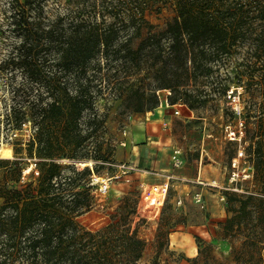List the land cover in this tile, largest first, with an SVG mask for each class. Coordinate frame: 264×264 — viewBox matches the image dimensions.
Segmentation results:
<instances>
[{
  "label": "trees",
  "instance_id": "16d2710c",
  "mask_svg": "<svg viewBox=\"0 0 264 264\" xmlns=\"http://www.w3.org/2000/svg\"><path fill=\"white\" fill-rule=\"evenodd\" d=\"M165 9L171 16L163 26L146 19ZM0 29L13 37V70L25 80V104L11 107L7 123L20 128L27 120L32 128L13 158H0V264H222L208 243L192 257L168 249V235L185 217L167 204L157 220L156 253L142 262L137 190L122 195L100 228L77 218L96 205L95 161L112 155L103 135L107 112L96 107L107 88L146 113L160 103L158 90L187 93L181 77H211L222 95L236 85L252 178L264 184V0H0ZM110 75L128 83L103 85ZM180 100L168 102L186 105ZM23 149L33 159L26 174ZM87 160L94 166L78 168ZM231 199L238 207L218 231L244 234L232 247L233 262L264 263V197Z\"/></svg>",
  "mask_w": 264,
  "mask_h": 264
},
{
  "label": "rangeland",
  "instance_id": "374dc122",
  "mask_svg": "<svg viewBox=\"0 0 264 264\" xmlns=\"http://www.w3.org/2000/svg\"><path fill=\"white\" fill-rule=\"evenodd\" d=\"M170 16L171 12L165 9L161 13L148 12L146 19L161 27ZM12 40V35L3 33L0 29V158H13V148L18 146L16 142L19 139L26 142L32 130L27 120L20 128H12L7 123L6 114L11 107H18L22 102L25 104L26 99L21 87V83L25 82L24 77L18 69L13 70L16 68L13 63L16 59L12 60V55L16 54L17 49L13 47ZM138 41L135 38L133 46ZM150 80L149 77H144L145 82ZM180 81L187 85L185 95L169 89L158 90L157 93L160 100L167 97L168 101L181 96L180 101L185 100L190 117H181V112L178 115L172 113L171 119L166 120L170 121V125L160 123L157 130L166 131L170 137L171 150H181L183 163L180 171L188 181L168 180L166 191H162L166 182L165 174L173 171L151 173L134 168L129 176L121 174L115 178L105 194H96V205L77 219L87 229L100 228L109 222L110 214L114 212L122 195L137 190L140 194L138 214L145 219L139 227V234L145 240L142 262H148L156 253L157 220L161 209L167 204L176 216L185 217V224H177L168 235L169 250L192 257L197 255L198 248H203L208 243L222 264H235L232 260V247L241 245L244 234L235 233L231 237H222L218 231V222L224 221L232 214V209L238 207V199L231 198H239L250 192L264 197V184L252 178L253 169L245 150L247 143L242 140L244 124L238 114L242 106L239 97L241 90L230 84L227 93L222 95L217 90H212L214 83L211 77H181ZM119 82L127 84L128 80L110 75L102 84L112 86ZM115 93L108 88L103 89L96 99L98 112H107L103 124L107 129L103 135L112 146V155L108 161L111 164L102 163L101 160H96L95 166L92 160L77 163L78 168L94 166L97 179L115 173V164L134 166L131 162L132 147L147 140L144 137L147 112L133 111L134 99L115 97ZM158 107L159 104L148 112H154ZM228 131L236 132L237 138L231 139ZM24 146L22 145L23 148ZM239 151L243 152L240 157ZM21 156L26 161L23 169L26 174L30 170L27 167L33 166V159L28 160L24 149ZM225 191L228 192L225 194ZM191 245L196 247L195 252H189ZM248 248L241 250L246 252ZM165 256L163 251L161 258Z\"/></svg>",
  "mask_w": 264,
  "mask_h": 264
},
{
  "label": "crops",
  "instance_id": "0c3cea01",
  "mask_svg": "<svg viewBox=\"0 0 264 264\" xmlns=\"http://www.w3.org/2000/svg\"><path fill=\"white\" fill-rule=\"evenodd\" d=\"M181 117H190V111L186 105L180 107ZM161 114V115H160ZM172 117V107L160 106L154 112H147L145 120L146 141L135 144L131 150V162L133 168L139 171L159 173L173 171L174 174L186 177L180 168H173L171 156L172 150L169 148L170 137L166 131L157 130L160 123L170 125ZM158 125V126H157ZM161 127V126H160ZM170 149V150H169Z\"/></svg>",
  "mask_w": 264,
  "mask_h": 264
},
{
  "label": "built area",
  "instance_id": "2783aa9c",
  "mask_svg": "<svg viewBox=\"0 0 264 264\" xmlns=\"http://www.w3.org/2000/svg\"><path fill=\"white\" fill-rule=\"evenodd\" d=\"M160 106H166V107H172V113L174 115H178L180 114V107L182 106L181 103H175V104H170L167 100L166 97L163 98V100H160L159 103V107ZM24 125V124H23ZM229 132V137L231 139H236L237 134L234 131H228ZM243 152L239 151L238 156H242ZM171 161H172V166L173 168H179L181 167L182 163H183V159H182V154H181V150L179 148H173L172 149V156H171ZM108 165H110V162H106ZM117 167V170L115 173L107 175L105 177H102L100 179H97L95 177L94 174H92L91 176V181L90 184L95 186V192L98 195H103L107 192V190L109 189V185L110 183L117 177H119L121 174H124L125 176H129L130 172L132 169H134L133 167L129 166V165H125V164H115ZM233 165L235 166V164L233 163ZM165 178H166V182L164 185V189L162 188V191H166L167 189V185H168V180H174L177 182H185L188 181V179L183 178L181 176H178L176 174H174L173 172L167 173L165 174ZM234 179V178H233ZM233 179H231V181H233ZM128 180V179H127ZM237 189V188H234ZM198 200H200V197H198Z\"/></svg>",
  "mask_w": 264,
  "mask_h": 264
},
{
  "label": "bare ground",
  "instance_id": "6f19581e",
  "mask_svg": "<svg viewBox=\"0 0 264 264\" xmlns=\"http://www.w3.org/2000/svg\"><path fill=\"white\" fill-rule=\"evenodd\" d=\"M27 169H31V165L27 167ZM195 251H196V247L191 245L189 252H195Z\"/></svg>",
  "mask_w": 264,
  "mask_h": 264
}]
</instances>
